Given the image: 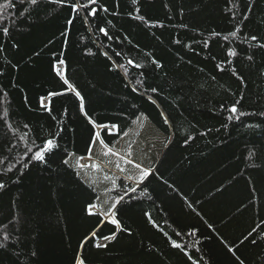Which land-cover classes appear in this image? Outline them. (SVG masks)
I'll return each instance as SVG.
<instances>
[{
  "label": "trees",
  "instance_id": "16d2710c",
  "mask_svg": "<svg viewBox=\"0 0 264 264\" xmlns=\"http://www.w3.org/2000/svg\"><path fill=\"white\" fill-rule=\"evenodd\" d=\"M139 116L105 220L65 161ZM0 184V264H264V0H0Z\"/></svg>",
  "mask_w": 264,
  "mask_h": 264
},
{
  "label": "rangeland",
  "instance_id": "374dc122",
  "mask_svg": "<svg viewBox=\"0 0 264 264\" xmlns=\"http://www.w3.org/2000/svg\"><path fill=\"white\" fill-rule=\"evenodd\" d=\"M43 103L46 104L47 101L44 100ZM98 138L92 144L90 159L78 168V175L95 190L98 196L97 205L107 214L109 207L113 206L111 191L118 187V181L124 179L132 186H139L141 173L134 165L138 164L149 172L152 164L161 155L166 139L143 116L136 118L131 131L111 148L102 145ZM69 163L72 165L71 161Z\"/></svg>",
  "mask_w": 264,
  "mask_h": 264
},
{
  "label": "snow or ice",
  "instance_id": "6c2138e0",
  "mask_svg": "<svg viewBox=\"0 0 264 264\" xmlns=\"http://www.w3.org/2000/svg\"><path fill=\"white\" fill-rule=\"evenodd\" d=\"M31 2L32 3H35L36 0H31ZM90 3L94 4V3H96V0H90ZM82 7H87V5H82ZM73 10L74 11L76 10L75 9V6L73 7ZM94 12H95V9H92L91 11H89L88 15H92V14H94ZM69 23H71V21H69ZM101 31H104V29H101ZM233 35H234V33H233ZM253 39H255V37H253ZM230 54H232V53H230ZM129 63H131V61H129ZM153 91H155V89H153ZM77 96H79V93H77ZM230 111L235 114V113H237V108L235 106H233L230 109ZM93 123H95V122H93ZM95 127L109 129V128H115L117 126L116 125H101V124H95ZM125 135H126V133H125ZM96 136H99V133L95 134V136H94L93 139H95ZM100 143L103 145L104 144V141L101 140ZM104 146L107 147V145H104ZM53 147H55V141L52 140V139L46 140L45 143L43 144L41 150L36 151L33 154V156L31 157V159L36 160V161H43L44 158H45L44 157V153L50 151ZM29 151H31V149H29ZM89 151H91V149ZM112 154L113 155H118V153H112ZM65 162H67V161H65ZM130 163H131V161H130ZM134 166L140 170V173H141L140 179L143 180L148 175V172L145 171L143 168H141L140 165H138V164L137 165H134ZM92 167L95 168L96 165H92ZM117 167H119V166L117 165ZM121 171H123V169H121ZM3 187H4V185L3 184H0V188H3ZM133 191H134V189H133ZM121 199H122V197H121ZM112 207H115V205H113ZM105 239L107 240V239H109V237H105ZM103 246L104 245H97V247H103ZM173 246L174 247H180L178 244H175V243L173 244ZM229 251H231V249H229ZM77 264H83V262L81 260H79V258H78Z\"/></svg>",
  "mask_w": 264,
  "mask_h": 264
},
{
  "label": "crops",
  "instance_id": "0c3cea01",
  "mask_svg": "<svg viewBox=\"0 0 264 264\" xmlns=\"http://www.w3.org/2000/svg\"><path fill=\"white\" fill-rule=\"evenodd\" d=\"M134 123H135V121H134ZM133 127V126H132ZM129 131H131V129L129 130ZM128 131V132H129ZM128 132H126V134L128 133ZM125 135V134H124ZM99 139V138H98ZM99 142H100V139H99ZM104 145V144H103ZM91 152V151H90ZM90 152H89V154H90ZM161 156V155H160ZM159 156V157H160ZM90 156L88 155L87 157H83V158H80V157H78V156H76V155H73V154H71V155H69L68 156V158L66 159V163L71 167V168H73L75 171H76V173H77V175H78V168H80L81 167V165L82 164H84V163H86L87 161H88V159H90L89 158ZM159 159V158H158ZM69 161H71V163H72V165L69 163ZM153 165V164H152ZM83 166V165H82ZM152 167V166H151ZM151 167H150V170H149V172H148V174L149 173H151L152 172V169H151ZM79 176V175H78ZM142 181V180H141ZM140 181V182H141ZM140 182H139V185H140ZM138 186V185H137ZM114 203H116V201H115V199H113V204L112 205H114ZM110 209V210H109ZM109 209L107 210V214H104L102 211H101V209L99 208V206L97 205V201H96V206H95V208H94V210L93 211H95V212H98V213H100L104 218H105V220H112V212H113V209H114V207H112V206H110L109 207Z\"/></svg>",
  "mask_w": 264,
  "mask_h": 264
},
{
  "label": "water",
  "instance_id": "95a60500",
  "mask_svg": "<svg viewBox=\"0 0 264 264\" xmlns=\"http://www.w3.org/2000/svg\"><path fill=\"white\" fill-rule=\"evenodd\" d=\"M58 67H59L60 70L57 69V71L59 72V71H61V68H62V67H61V66H58ZM58 67H57V68H58ZM46 101L48 102V99H47ZM79 260H80V259H79Z\"/></svg>",
  "mask_w": 264,
  "mask_h": 264
},
{
  "label": "bare ground",
  "instance_id": "6f19581e",
  "mask_svg": "<svg viewBox=\"0 0 264 264\" xmlns=\"http://www.w3.org/2000/svg\"><path fill=\"white\" fill-rule=\"evenodd\" d=\"M57 69L60 70L59 67H58ZM46 100H47V99H46Z\"/></svg>",
  "mask_w": 264,
  "mask_h": 264
}]
</instances>
